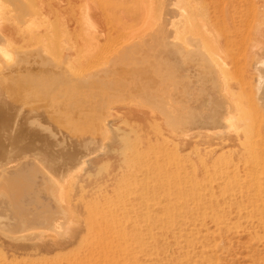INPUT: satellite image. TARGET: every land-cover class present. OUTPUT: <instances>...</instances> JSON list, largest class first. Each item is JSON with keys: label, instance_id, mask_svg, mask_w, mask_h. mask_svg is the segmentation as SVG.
<instances>
[{"label": "bare ground", "instance_id": "bare-ground-1", "mask_svg": "<svg viewBox=\"0 0 264 264\" xmlns=\"http://www.w3.org/2000/svg\"><path fill=\"white\" fill-rule=\"evenodd\" d=\"M77 1L89 14L90 3ZM95 1L98 8L105 6V0ZM172 1L174 9L170 0H156L152 13L141 8L135 15L128 12L125 21L111 13L114 22L102 21L107 27L100 30L84 23L88 31L77 26L71 44L46 34L47 25L28 11L37 34L44 26L41 36L50 37L38 36L39 41L31 34L38 45L29 43L32 37L18 39L25 43L17 44V53L16 47H0L1 69L7 73L0 77V264L131 260L134 253H125L128 241L111 239L113 229L99 217L101 209L96 216L90 210L105 197L102 192L116 195L131 190L141 177L155 180L166 173L172 160L163 140L173 132L210 131L211 158L248 154L251 160L241 164L245 170L264 156V0H184L180 10V0ZM22 4L18 7L25 8ZM17 10L13 13H27ZM170 12L184 19L170 22ZM153 13L161 22L150 21ZM133 24L151 32L136 42L128 37ZM162 33L174 39L151 40ZM106 48L114 52L107 58ZM62 55L78 59H70L66 68L58 61ZM196 67L206 75H195ZM73 72L78 79H72ZM163 74L181 80L172 85ZM111 151L114 160L103 163Z\"/></svg>", "mask_w": 264, "mask_h": 264}, {"label": "rangeland", "instance_id": "rangeland-1", "mask_svg": "<svg viewBox=\"0 0 264 264\" xmlns=\"http://www.w3.org/2000/svg\"><path fill=\"white\" fill-rule=\"evenodd\" d=\"M27 1L28 0H19L20 4L23 2L22 5L25 6V8H22L20 6L18 7L20 4H16L18 0H0L3 6L6 4L4 9L9 7L6 10H12L14 7V9L12 11L9 10L11 11L9 12L3 10L2 5L0 6L2 9V11L0 10V17L3 18L0 19V27L1 29L2 26L4 28L2 29L3 32H1V30L0 33H2V35L6 34L5 37L8 39L7 41L4 38H0V47L6 46L9 47L10 50L16 47L15 49L17 50L13 49V53H17V51L21 50L19 45L25 43L22 40L29 42L28 40L32 37V42L30 40L29 43L38 45L40 42L37 43L38 41H33H40L42 38L46 40L50 37V35H47L48 37L41 36L42 33L44 34V32H41L44 26L38 28L41 29V34H37L38 31H35L38 26H35V28L33 25H38L40 21L44 23L45 26L47 25L48 28L45 27L46 30L50 29V31L47 30V32L44 29L46 34L50 32L48 34L52 36L55 35V37L59 36L57 38L63 41L65 40V43L71 44L73 33L77 34V31L81 29V25L83 31L86 26L89 25L88 22H91L92 25L94 24L93 27L96 29H102L105 23L110 26L111 22H114L110 16L111 13L115 18L118 16V19L116 18L117 20L122 18L124 21L130 14L135 15L139 10L145 7H147L145 9L147 12H149L148 10L151 8L152 13V3L154 4L156 0H144V2L143 0H105V6L102 7L103 9L100 6L101 9L96 6L95 0H87L86 2H88L87 4L90 3L89 7L91 8H89V14L86 10L87 5L84 6L85 3L83 2V6L81 7V2L77 0L75 4L78 5L76 7L72 4L73 0H30L28 1L29 4ZM183 1L184 0L178 1V10H180ZM14 3L18 10L15 8ZM44 3H46V5ZM169 3H172V6H170L171 8H176L175 1L173 2L170 0ZM49 5H51V10ZM94 5L102 11H98ZM19 8H22L24 11H21V9L19 11ZM34 8L36 10H34ZM14 10L18 12L27 11V13L18 14L16 11L13 13ZM28 11H30L29 13H31V15L35 14V17L32 16L34 17L33 20L35 18H40L35 20V22H39L38 24H34ZM113 11H117V14H115V12L113 13ZM1 12H3V14L8 13L10 18L11 13L13 18L12 21L10 18V21L6 20L8 18H6L5 14V16L2 15ZM15 13L17 16L14 15ZM105 14L109 16V18L111 17V20L106 17ZM153 16L154 18L152 17L150 21L154 23L161 22L155 13H153ZM168 16V19L171 20L170 22L173 20L180 22L184 19L182 16L179 18V15L177 16L171 12ZM201 16L202 14L195 17L198 19L201 18ZM195 17L193 16V19ZM14 18L15 20L17 19V21L14 22ZM76 19L81 20V23L79 24ZM27 21L29 25L26 23ZM102 21L106 22L104 23ZM129 21L127 22L129 23ZM2 23L6 24L3 25ZM31 23H33V25ZM8 25H11V27ZM107 25L104 27H107ZM29 26L31 27L29 28ZM169 26L172 28L171 25ZM6 27L7 29H5ZM76 27L79 29L77 30ZM132 28L134 29L131 30V34L128 33V37L132 36L136 42L143 38L142 35L145 37V35H148V32H151L149 26H143L141 24L132 26ZM73 30L76 31V33ZM87 31L88 28L85 29V33ZM28 32L31 33L28 34ZM34 33L37 35H34ZM124 33L126 32L124 31ZM31 34L34 35V40ZM163 34L164 33L161 34L162 36H156L155 39L152 37L153 35H151V40H162L168 38L170 35L168 34L167 36L166 33ZM25 35L27 40L22 38V36L24 37ZM38 36H40L41 39ZM27 37H29V39ZM136 37H138V39ZM169 38L173 40L174 34ZM67 47L69 46L67 45ZM52 53L53 52H51V54ZM113 53L111 49L106 48L104 57L107 58V56H111ZM44 54L47 55L48 53L46 54L44 52ZM51 54L49 56H51ZM74 56L75 55H71L70 59L76 60L77 55L75 58ZM54 58L56 59L57 57ZM64 59H66V57L62 55L60 60H58L60 62L62 61V65L66 63L63 67H66L68 62H73L70 59L69 61ZM1 64L4 67L3 63H0V77H3L7 73H5L6 71L4 68L1 69ZM195 70H197V72H195ZM2 71H4V73L1 75ZM199 72L201 73L202 71L197 69V67L193 71L195 75ZM73 74L74 78L72 79H78L79 75L75 72H73ZM175 75H173L172 80L168 78L169 76H165L164 74L163 78L165 77V81L169 79L173 85L175 84V80L176 82H180L181 80L177 77L178 75H176L177 78L174 77ZM205 75V73H201V76ZM196 90L197 95L201 96L199 93L200 90L199 92L198 88ZM172 103L175 105L179 104L176 98L173 99ZM118 106L119 105L115 106L116 110L121 109ZM126 120L128 121V118H126ZM42 122H44V120ZM47 124L48 123H46V125L44 124L45 126L43 128L48 127ZM138 125H140V123ZM141 125L144 124L141 123ZM125 127H127V125ZM45 130L44 132H48L47 128H45ZM163 141L168 148V154L172 160V163L168 165V171L166 173L161 174V177L155 180H148L141 177L139 178V182L132 186L131 190L118 192L116 195L110 193V190L104 193L102 190L101 192L105 197H101L99 203L91 207L90 210L91 216H96L101 209L99 217L102 216V218L106 220L105 224L113 229L111 239L128 241V248L125 250V253L129 254L130 251H132L134 256L131 260L126 261L125 264H264V156H262L263 158L261 156L259 157V159H261L258 163H255L256 165L254 164V169L250 165H248L249 167L246 166L248 170H245V167L242 169L243 166L247 165L244 161L247 159L251 160L249 157L246 158L248 154L240 158L241 160L239 157H242V155L240 156L232 153V155L225 154L222 158L219 156H217L216 159L215 157L211 158L210 131L199 133L189 132L188 134L173 132L165 137ZM113 153L114 151H111L104 157V161L102 160L103 163H110L111 160L113 161ZM230 157H232L233 160L230 159ZM236 157L238 158L237 160L235 159ZM227 159H229V162ZM230 161L232 163H230ZM100 163L102 164V162ZM222 164H224V166ZM228 164L232 166H228ZM237 164L238 166L241 164L243 166H239L237 170L234 168ZM225 168H229V170ZM231 169L232 171H230ZM226 170L227 172H225ZM93 175V171L88 172L82 185L87 186ZM95 241H101L100 237H97Z\"/></svg>", "mask_w": 264, "mask_h": 264}]
</instances>
